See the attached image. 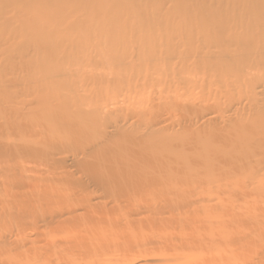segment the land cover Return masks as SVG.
Masks as SVG:
<instances>
[{
    "label": "rangeland",
    "instance_id": "1",
    "mask_svg": "<svg viewBox=\"0 0 264 264\" xmlns=\"http://www.w3.org/2000/svg\"><path fill=\"white\" fill-rule=\"evenodd\" d=\"M263 14L264 3L252 0H0V264L62 263L70 256L66 250L52 245L56 253L41 251L52 240L55 245L73 240L93 252L105 250L97 264H110L118 253L108 251L139 239L133 226L119 230L123 226L113 203L89 177L107 178L118 169L121 157L115 148L101 147L102 142L90 147L92 126L80 135L59 134L56 146L39 134L41 129H74L82 122L94 125L95 120V129L108 141L117 139L115 129H139L138 135L150 129L154 137H169L172 146L179 141L174 138L193 130L188 125L200 128L196 131L211 142L204 152L215 153L217 164L244 168L225 177V188L215 197L221 238L214 264H264V149L244 156L237 151L244 148L246 135L256 137L249 146H264V126H253L264 122ZM216 21L225 23L224 33L217 26L203 30L205 23ZM138 33L148 34L150 48ZM54 41L57 49L50 48ZM113 51L124 53L123 62L115 60ZM148 54L154 55L141 58ZM196 54L201 62H195ZM182 81L190 84L188 89ZM58 94L61 101H75L81 115L51 109L48 104ZM102 122L106 125L100 127ZM19 137L31 149L25 151ZM85 147L90 148L80 165ZM190 149L185 145L180 154ZM37 151L45 153L49 171L36 167ZM134 152L143 155L146 148ZM204 175L214 181L226 173ZM73 181L91 193L89 206L105 208L92 210L111 229L101 237L119 233L107 237L109 245L94 240L83 227L68 235L56 226L85 218L88 205L79 204L81 191L67 189ZM68 201L81 207L71 208L64 204ZM147 217L143 212L131 220ZM169 238L177 249L185 246L174 235ZM202 248L210 250L206 243ZM83 257L76 253L73 261L81 264ZM134 258L127 263L145 264ZM160 263L173 262L165 257Z\"/></svg>",
    "mask_w": 264,
    "mask_h": 264
},
{
    "label": "bare ground",
    "instance_id": "2",
    "mask_svg": "<svg viewBox=\"0 0 264 264\" xmlns=\"http://www.w3.org/2000/svg\"><path fill=\"white\" fill-rule=\"evenodd\" d=\"M118 1L130 2L132 0ZM189 1L194 2L199 0ZM217 1H228L232 4L235 0ZM252 1H254L256 5L264 3V0ZM224 25L225 23L216 21V24L214 22L205 23L202 27L203 30L209 31V29L217 26L219 33H224ZM67 32L69 31H66L65 33ZM138 34L144 37L142 42L150 48V43L145 38L148 34ZM259 35H264V33ZM53 37H55V35L49 36L46 39L51 40ZM131 39L133 40L135 38L132 37ZM56 42L57 41H54L50 48L57 49V46H54V43ZM218 42L223 41L219 39ZM113 52L117 55L115 60L123 62V59L126 57L123 56L124 53L118 54L117 51ZM169 53L173 54L172 50L169 51ZM153 55L154 54H148L141 56V58L152 57ZM166 55L169 56L168 52ZM200 60V56L196 54L195 62H199ZM183 61L184 59L181 58L180 63ZM238 64L242 66L241 62ZM157 69H154V71H157ZM156 73H158V71ZM44 75L43 77L46 76ZM182 85L188 89L190 84L187 81H182ZM35 96H37V98H43V95ZM58 96L60 95L58 94L57 96H54L52 101L49 102L48 105L51 109L60 110L61 112L68 111L72 116H75V114L81 115V111L77 105H75L76 102L73 101V99V102L67 101L68 99H63L64 101H61ZM186 108H189V106L185 107V113L188 112ZM197 111L198 108L195 113H197ZM202 112L203 111H201L200 114H202ZM258 113L259 112L255 113L254 116H257ZM104 122L100 123L99 126L103 127L106 125V122ZM194 124H197V122ZM261 124L264 126V122L259 120L254 123L253 126H259ZM94 125L96 126V120ZM94 125L82 122L75 124L73 127L74 129H41L39 134L44 135L45 140L49 141L52 146L55 145L57 141L60 142V140L54 142L55 137L59 134L80 135L85 133L86 129H90V126H92L94 128V133L90 132L88 135H94L95 139L91 140L89 146L93 147V145L95 146L97 142H102L101 147H105L110 151L115 148L114 151L119 153L118 155L121 157V163L116 171L109 173L107 178H102V176L99 178L89 176L90 179L93 178L91 182L96 185V187H100L103 194L111 200V203H113V207L115 208L114 211L117 212L119 220L118 224L123 226H119V230L133 226L136 229L134 233L137 237H139V239L134 241L131 240V242L126 241L123 243V249L110 252L108 251V253H118L117 257L113 259L110 264H126L127 260L131 257H136L133 260L142 259L145 264H161V259L165 257L169 258V262H173L169 264H214V261L216 260L215 257L219 253V240L221 238V234L217 227L219 215L218 204L217 202H214L215 197L218 195L221 188H225V185L223 184L225 177L231 178L235 175L237 170H243L244 168L242 166L229 167L226 164H217L215 162L217 160L215 153H211L208 150L207 152H204L205 145L211 143L210 140H208V138H204L206 136L202 131H196V129L200 128H192L190 125H188L189 128L193 130L188 131V134L183 133L182 135H178L179 137L174 138L173 140H179L174 146L169 145V137L165 135H158L154 137L153 131L150 129H147L148 131H146L147 133L145 135H138L139 129L126 131L124 133L115 129L117 130V139L108 141L106 140L107 137L104 138L101 134H99V129H95ZM67 126H69V124ZM75 127H77V129ZM100 130L102 131V129ZM253 139L255 141L256 137ZM253 139L251 138V135L244 136V148H239L237 150L240 156H244L248 152H251V154L253 153V155H255V153L259 154L261 152L260 150L264 149V146L256 149L251 147L253 145L249 146L253 143ZM18 140L20 141L19 143L24 146L25 151L31 149L28 147L30 146L29 142L22 140L20 137ZM212 144H216V141H212ZM61 145L64 146L65 144ZM185 145L189 146L191 149L189 152L181 155L180 152ZM90 147H85L80 150L82 154L79 160L80 165L84 162L86 155L88 154L86 153V150H89L88 148ZM141 147L146 148V153L143 155H137L134 151L140 149ZM37 155L39 157H34L38 161L34 162L36 167L43 166L44 168H47V171H49L50 167L47 166V162L44 161L45 158H43L45 157V153L37 151ZM171 165H174L173 168L175 170L169 171V167ZM181 165H185V167H181L183 173L179 170ZM53 166L56 167L57 164ZM108 171L110 172V170H107V172ZM204 171L209 172V174L223 171L226 175L223 177L213 178L214 181H211L205 177ZM244 173L245 171H243L242 174ZM181 174L191 175L177 177ZM67 189L70 191H81V200H79V204L86 203L88 205L90 202L91 193H87L79 182L73 181ZM108 189L112 192H109ZM105 190L107 191L105 192ZM195 196H198V199L196 201L191 200ZM198 202L200 203L199 205L196 204ZM208 202L214 203L211 206L206 207L204 203ZM64 204L71 208L80 206L78 203L73 201H68ZM59 206H63V203ZM90 207L91 206L88 205V209L85 210V218L83 220L79 222L75 221V219L71 222H69L70 220H66V223L63 222L64 224H57L56 226L65 229L68 235L74 232L76 227H83L86 232H92L94 234L92 235L95 237L94 240H101L104 242V245H109L108 243H111V241L107 237H111L119 233L101 237V234L110 233L111 229L109 230L108 227H106L105 224H102L101 221H99V218L95 216L97 212L92 210V208L96 209L98 207ZM98 209L104 210L105 208L101 207ZM143 212L148 214L146 220L138 223L131 220L133 215L138 213L141 214ZM90 214H92V216H90ZM114 226H116V224ZM87 227L95 229L98 235H95L96 232ZM169 231H172L173 234H169ZM169 235H174L180 242H185V246L182 249H177V246L174 245L175 243L172 242ZM63 243V245H55L53 240L48 241L43 244L41 251L44 254L54 253L55 251L52 245L56 246L57 251L66 250L70 256L59 264H77L73 261L76 253L84 256L81 264H97V257L101 256L105 251L98 248V251H90L86 246L78 245L80 242L73 240H65ZM202 243L208 244L211 251L203 249ZM195 251L197 252V255L191 256V253ZM170 254L172 255L170 256ZM195 257H197V260H195Z\"/></svg>",
    "mask_w": 264,
    "mask_h": 264
}]
</instances>
